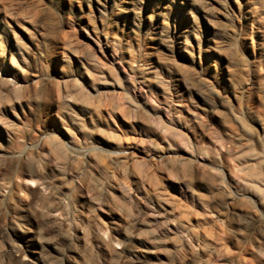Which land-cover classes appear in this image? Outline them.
<instances>
[{
    "label": "rangeland",
    "instance_id": "obj_1",
    "mask_svg": "<svg viewBox=\"0 0 264 264\" xmlns=\"http://www.w3.org/2000/svg\"><path fill=\"white\" fill-rule=\"evenodd\" d=\"M263 123L264 0H0V264H264Z\"/></svg>",
    "mask_w": 264,
    "mask_h": 264
},
{
    "label": "bare ground",
    "instance_id": "obj_2",
    "mask_svg": "<svg viewBox=\"0 0 264 264\" xmlns=\"http://www.w3.org/2000/svg\"><path fill=\"white\" fill-rule=\"evenodd\" d=\"M164 44V43H163ZM182 41H178L177 42V45L179 46V47H181L182 46ZM157 45V44H156ZM188 57L190 58V59H192V60H194L195 59V57L193 56V55H191V54H189L188 55ZM201 60V59H200ZM10 84V83H9ZM11 85V84H10ZM231 92H232V95L235 97V98H237L238 97V95H239V92H242V93H244L248 98H251V93H252V91H251V89H250V86L249 85H243L240 89L239 88H236V87H233L232 89H231ZM195 111V110H194ZM195 113H197L196 111H195ZM162 115V114H161ZM198 115V114H197ZM163 116V115H162ZM203 116V115H202ZM155 118V117H154ZM156 119V118H155ZM160 119H162V117L160 118ZM159 120V119H158ZM172 122L175 120V121H177V122H179V123H181V120L180 119H177L176 117H171V119H170ZM167 122V121H166ZM167 124V123H166ZM165 124V125H166ZM169 124V123H168ZM174 127V126H173ZM263 127H264V123H263ZM168 128H170V127H168ZM219 144L223 147V148H225V150L228 152V151H231V150H233L234 148H235V145L233 144V142L231 141V140H227V142H225V141H223V140H221L220 142H219ZM222 149V148H221ZM167 171L169 172V175L170 176H172V175H175L176 174V171L177 170H180V169H177L176 167H175V164H174V162H173V160H169L168 162H167ZM183 169L182 170H180V171H183V172H185V168L184 167H182ZM177 173H178V171H177ZM180 173H182V172H180ZM180 173H178L179 175H181ZM183 176H184V174H182ZM186 176V175H185ZM174 178V177H173ZM172 178V179H173ZM184 178V177H183ZM182 178V179H183ZM177 179V178H176ZM178 180L179 181H181V182H183L182 180H180V177L178 178ZM177 180V181H178ZM185 181V180H184ZM180 183V182H179ZM143 185H144V183H143ZM183 186V185H182ZM128 196V195H127ZM129 197V196H128ZM130 199H132V197H129ZM136 204H137V202H136ZM139 205V204H138ZM138 208V207H137ZM137 210V209H136ZM139 212V211H138ZM139 218V217H138ZM140 222V221H139ZM138 223V222H137ZM170 226V225H169ZM170 228H172V226L170 227ZM33 243H36L34 240L32 241ZM104 247L105 248H109V245L106 243L105 245H104ZM34 251V250H33ZM245 258H248V256H246ZM249 260H251L250 258H249ZM264 262V261H263ZM248 263V260L246 259V260H239V263L238 264H247ZM77 264H87L85 261H83V262H77Z\"/></svg>",
    "mask_w": 264,
    "mask_h": 264
}]
</instances>
